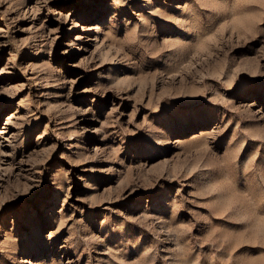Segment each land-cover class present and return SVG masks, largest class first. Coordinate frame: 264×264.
<instances>
[{"label": "rangeland", "instance_id": "rangeland-1", "mask_svg": "<svg viewBox=\"0 0 264 264\" xmlns=\"http://www.w3.org/2000/svg\"><path fill=\"white\" fill-rule=\"evenodd\" d=\"M0 264H264V0H0Z\"/></svg>", "mask_w": 264, "mask_h": 264}, {"label": "bare ground", "instance_id": "bare-ground-1", "mask_svg": "<svg viewBox=\"0 0 264 264\" xmlns=\"http://www.w3.org/2000/svg\"><path fill=\"white\" fill-rule=\"evenodd\" d=\"M95 28H96V27H95V24H94V25H93V27H92V28H90L89 30H91V29L95 30Z\"/></svg>", "mask_w": 264, "mask_h": 264}]
</instances>
